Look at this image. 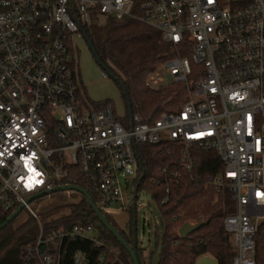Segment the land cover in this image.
I'll list each match as a JSON object with an SVG mask.
<instances>
[{"label":"built area","instance_id":"2783aa9c","mask_svg":"<svg viewBox=\"0 0 264 264\" xmlns=\"http://www.w3.org/2000/svg\"><path fill=\"white\" fill-rule=\"evenodd\" d=\"M94 15L160 33L174 55L146 85L168 87V77L181 85L178 111L146 123L85 100L70 69V37L84 39ZM143 145L178 148L173 170H161L166 188L157 205L183 176L226 190L234 204L223 220L232 264H264V0H0V217L75 175L100 211L128 203L131 212ZM198 151L213 152L221 171L197 172ZM29 214L37 235L23 264H61L66 239L105 247L91 224L46 231ZM72 264L87 263L77 253Z\"/></svg>","mask_w":264,"mask_h":264},{"label":"trees","instance_id":"16d2710c","mask_svg":"<svg viewBox=\"0 0 264 264\" xmlns=\"http://www.w3.org/2000/svg\"><path fill=\"white\" fill-rule=\"evenodd\" d=\"M86 35L100 62L105 66L110 64L118 72L117 76H113L122 84L130 104L129 109L126 98L117 85L124 100L126 119L131 114L139 116L146 123H152L164 112L178 111L185 102L186 91L181 85L160 89H152L146 85L148 76L174 55L162 41L159 32L135 21H117L94 15ZM70 69L78 84L80 74L74 57L71 59ZM106 104L109 103L93 105L100 109ZM177 150L178 148L173 145L138 146L140 160L145 170L140 189L148 191L150 189V193L152 189V198L156 205L163 199L166 188L161 170L165 168L173 170L171 162L176 161ZM196 156L200 161L197 172L209 176L221 171V164L213 152L198 151ZM153 182L157 185H153ZM62 184L86 189L84 180L78 175H75V181L69 179ZM168 187L169 201L158 205L164 221V234L158 242V264H196L204 256L213 258L217 264H232L235 253L223 228L224 218L234 213L230 195L225 192L224 197H217L213 201L210 197L213 195L212 192L208 198L204 197L207 190L192 184L186 176ZM74 193L79 199L74 201L71 212L45 223V230L49 231L52 227L62 224L69 227L80 222L88 223L98 230V240L104 243L105 247H97L93 242L82 239H66L61 246V264H72V259L77 253L84 255L87 264H132L126 251L99 224L85 198L77 192ZM58 195L66 200L65 192L51 194ZM91 197L96 203L94 196ZM13 212L1 216L0 225ZM101 212L125 240L132 244V213L129 212L131 216L126 233L117 227L104 210ZM17 218L0 232V264H23V250L37 235L36 223L31 217L26 223L15 226ZM187 223L201 224V227L186 239H180L177 232ZM113 250L117 251V256ZM138 255L140 263L144 264L139 251Z\"/></svg>","mask_w":264,"mask_h":264},{"label":"rangeland","instance_id":"374dc122","mask_svg":"<svg viewBox=\"0 0 264 264\" xmlns=\"http://www.w3.org/2000/svg\"><path fill=\"white\" fill-rule=\"evenodd\" d=\"M70 45L72 48V56L76 59V64L79 71L78 87L82 92L85 100L93 104L109 103L114 107L117 117L120 119L126 118V108L121 92L118 89L117 83L109 75L106 79L102 78V73L111 72V75H118V72L110 64H107V71H104L95 61L84 39L78 37H70ZM160 67L158 68V70ZM118 80V79H117ZM167 86L172 85L171 78L166 79ZM162 88V87H161ZM160 89V88H157ZM169 112V111H167ZM204 187L207 190L204 197H209L212 192L213 201L217 197H224L226 190L217 192L210 187ZM133 189L132 179L128 181L129 193ZM66 200H63L61 195L48 196L37 200H33L28 204V208L21 211L17 218L15 226L26 223L30 219L29 210L32 211L37 219L45 224L51 222L55 218L63 215H68L72 210V205L79 196L72 191L65 192ZM129 204L127 203L124 209L113 208L107 214L113 219L117 227L128 232V223L130 213L127 211ZM164 234V221L161 217L158 205L154 202L152 194L141 188L137 193L136 199V243L137 250L141 254V259L144 264H158L159 261V246L158 242ZM98 239V230L95 235ZM117 256V251L113 250Z\"/></svg>","mask_w":264,"mask_h":264},{"label":"water","instance_id":"95a60500","mask_svg":"<svg viewBox=\"0 0 264 264\" xmlns=\"http://www.w3.org/2000/svg\"><path fill=\"white\" fill-rule=\"evenodd\" d=\"M84 35V40L89 48V51L91 52L92 56L94 57L96 63L104 70L107 71V68L105 65H103L100 60L96 57L94 49L86 35V33L83 34ZM107 74L115 80V82L117 83V85L121 88L122 93L124 94L126 101L128 103V108L130 109V104L128 102V98L126 96L125 90L123 89L122 84L113 76L111 75V72L107 71ZM131 114H129V118L131 119ZM138 165L139 168L141 170V176L139 179V182H141L144 177H145V170L143 168V164L140 160H138ZM138 187L139 184H137L135 190H134V194H133V201H132V206H131V213H132V244H129L125 238L120 234V232L118 230H116L106 219V217L103 215V213L100 211V209L95 205V203L93 202L92 197L90 196V194L77 186H72V185H65V186H60L57 187L51 191L42 193V194H38L34 197H31L27 203L36 200L38 198H42L57 192H67V191H72V192H77L79 194H81L86 202L88 207L92 210V212L94 213V215L96 216V218L98 219L99 224L102 226V228H104L120 245L121 247L126 251V253L128 254L132 264H141L140 263V259H139V255H138V251H137V243H136V199H137V191H138ZM23 207L18 208L16 211H14L12 213V215L7 218L4 223H2L0 225V232L2 230H4L10 223H12L17 216L21 213ZM201 227V224H184L183 226H181L177 232L178 236L180 239H186L187 237H189V235H191L193 232H195L196 230H198ZM87 263V262H86ZM196 264H217V262L210 257L204 256L202 258H200Z\"/></svg>","mask_w":264,"mask_h":264}]
</instances>
